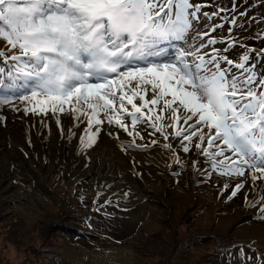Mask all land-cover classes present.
I'll return each mask as SVG.
<instances>
[{
	"label": "snow or ice",
	"instance_id": "6c2138e0",
	"mask_svg": "<svg viewBox=\"0 0 264 264\" xmlns=\"http://www.w3.org/2000/svg\"><path fill=\"white\" fill-rule=\"evenodd\" d=\"M205 7L193 0H0V108L19 101L25 115L51 113L61 133L60 116L70 115L69 138L86 123L80 152L97 143L105 122L140 139L142 124L165 141L179 138L186 154L194 148L210 172L247 173L264 189V48L244 44L231 27L227 37L213 36L224 23L211 21L228 10ZM220 19L243 27L235 16ZM237 47L244 51L233 60L228 53ZM128 147L139 146L133 139ZM244 187L237 183L229 199Z\"/></svg>",
	"mask_w": 264,
	"mask_h": 264
},
{
	"label": "rangeland",
	"instance_id": "374dc122",
	"mask_svg": "<svg viewBox=\"0 0 264 264\" xmlns=\"http://www.w3.org/2000/svg\"><path fill=\"white\" fill-rule=\"evenodd\" d=\"M193 3L209 5L202 9L207 12L227 9L220 17L230 20L235 16L237 24L243 25L233 27L216 17L211 23H224V28L213 36L227 37L231 27V35L244 44L264 48V39L257 37L258 33L264 35V0ZM206 23L202 18L200 27ZM172 45H165L169 55ZM243 51L237 47L228 53L229 58L236 60ZM259 67L264 68V61ZM13 106L20 110L13 111ZM13 106L0 108L4 117L0 121V264H165L164 255L151 254L144 244L152 238L161 242L155 234L180 218H187V225L177 231L183 233L182 238L192 236L178 244L177 258L184 255V264H264V240L247 233L250 227L264 231V212L260 211L264 189L253 187L247 173L236 178L210 172L194 148L186 154L179 138L170 136L165 141L160 133L150 135L153 129L141 124L136 131L143 139L105 122L97 143L80 152L79 137L86 123L74 128L75 135L69 138L68 129L74 123L70 115L60 116L61 133L51 113L37 116L29 111L25 115L24 104L15 101ZM133 139L139 147H128ZM153 140L158 143L152 145ZM165 143L172 150H165ZM145 146L147 150H141ZM12 152H18L27 163L31 156L32 162V169H27L32 175L24 183L30 187V195L23 193L24 188L18 189L15 199L1 193L5 171L20 168L17 165L22 161ZM83 172L87 175L81 176ZM20 182L15 178L14 187ZM241 182L245 187L229 199ZM257 200L260 203L252 206L250 202ZM112 248L124 251L120 261L108 262ZM63 249H71L74 259H66ZM57 258L60 263L54 261Z\"/></svg>",
	"mask_w": 264,
	"mask_h": 264
},
{
	"label": "bare ground",
	"instance_id": "6f19581e",
	"mask_svg": "<svg viewBox=\"0 0 264 264\" xmlns=\"http://www.w3.org/2000/svg\"><path fill=\"white\" fill-rule=\"evenodd\" d=\"M81 131L82 130H79L78 134L79 136L81 135ZM19 143V142H18ZM63 143V142H61ZM38 148V147H37ZM13 154H15V156H18L19 158H21L20 154L18 152H12ZM30 158L31 156L29 157V160H28V163L23 161H19L18 162V167L20 168H14L13 171H10L9 168L5 171V184L3 186V188L1 189V193L3 195H5L6 197H10L11 199H15L18 195V192L17 190L18 189H23V193L26 194L27 196L30 195L29 194V186L25 185L24 183H26V181L29 179V176L32 175V173L28 174L27 173V169L30 168L29 170L32 169V166H31V163H30ZM73 159H77L74 155L72 157ZM74 160V161H75ZM77 161V160H76ZM29 165H27V164ZM48 169V168H47ZM20 170V171H19ZM110 173H113L111 170H109ZM46 173V171H45ZM115 174V173H114ZM87 175V172H83L81 174V176H86ZM15 178H19L21 180V184L20 186L18 185L17 187H14V181H15ZM110 181V179H109ZM29 183V181H28ZM109 183V182H107ZM252 192L254 191L253 187H252ZM27 206V205H26ZM247 233L255 238H259L261 240H264V231H260L258 230L257 228L255 227H250L248 230H247ZM124 251L121 249V248H112L109 252V261L108 262H112V261H120L119 258H121V254L123 253ZM127 254H129V252H131V250H127L125 251ZM64 257L66 259H74V253L71 249H63L62 251ZM113 263V262H112Z\"/></svg>",
	"mask_w": 264,
	"mask_h": 264
},
{
	"label": "trees",
	"instance_id": "16d2710c",
	"mask_svg": "<svg viewBox=\"0 0 264 264\" xmlns=\"http://www.w3.org/2000/svg\"><path fill=\"white\" fill-rule=\"evenodd\" d=\"M92 205L94 206V203ZM185 225H187V218L184 220L180 218V219L174 220L171 224L164 225L166 227V230L163 231L162 233L155 234L156 235L155 237L161 238V242H157L158 240H152L154 238L148 239L149 241H147L144 244V247L149 252H151V254L153 255H156V254L164 255L166 258L165 264H184V261H185L184 255L179 260L177 258V254L179 251L178 244H180L184 238L189 239L190 241L192 239L191 238L192 236L188 234L184 236V238H182L183 233L180 231L178 232L177 229L179 226H185ZM59 238L61 239L62 236L59 235ZM38 240H39V237H38ZM40 240L39 242H41ZM164 240H166L167 242L166 244H164L165 243ZM54 261L56 263H60V260L58 258L55 259Z\"/></svg>",
	"mask_w": 264,
	"mask_h": 264
}]
</instances>
